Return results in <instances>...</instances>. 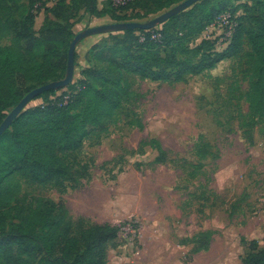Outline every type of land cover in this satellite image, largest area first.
I'll return each instance as SVG.
<instances>
[{"label": "rangeland", "instance_id": "rangeland-1", "mask_svg": "<svg viewBox=\"0 0 264 264\" xmlns=\"http://www.w3.org/2000/svg\"><path fill=\"white\" fill-rule=\"evenodd\" d=\"M44 1L50 7L55 3ZM182 1L146 15L140 0L120 12L109 8L101 16L83 9L72 20L71 38L95 26L148 22ZM224 3L241 16L243 4L252 0ZM6 4L14 18L22 19L30 0H5ZM35 11L39 30L45 8ZM123 35L124 31H111L81 40L74 82L88 67L87 53L94 44L113 43V36ZM229 35L230 29L217 25L197 42L211 37L222 51ZM13 40L12 34H5L0 44ZM35 50L43 53L42 40ZM255 60L246 41L237 55L180 82L124 75L130 96L123 97L106 130L90 131L80 150L63 153L71 176L42 185L19 172L12 184L26 196L63 201L72 218H83L85 224L121 226L109 247L108 264H242L249 242L264 246V117L250 115L248 100ZM70 90L69 85L57 94ZM43 103V98H36L26 109ZM151 139L160 141L166 162H155L158 150L144 144Z\"/></svg>", "mask_w": 264, "mask_h": 264}, {"label": "trees", "instance_id": "trees-1", "mask_svg": "<svg viewBox=\"0 0 264 264\" xmlns=\"http://www.w3.org/2000/svg\"><path fill=\"white\" fill-rule=\"evenodd\" d=\"M4 1L0 0V37L12 34L14 40L0 44V125L9 108L32 89L66 76L73 40L70 29L80 10L101 16L109 8L120 12L136 0L120 9L113 0H106L103 8L98 0H55L52 7L44 0H30L22 19L14 18ZM140 1L146 15L181 0ZM224 1L202 0L161 28L128 29L122 37L113 36V43L94 44L87 53L91 66L70 84V91L41 94L37 98L44 103L26 109L0 136V264H108L109 247L118 239L121 226L75 220L63 201L26 196L12 181L19 172L29 182L42 185L71 176L63 153L80 150L90 131L106 130L123 97L130 96L124 75L180 82L237 55L248 41L256 56L248 94L250 115L264 117V0L244 3L241 16ZM37 2L46 14L39 30L35 28ZM225 13L236 23L227 47L218 50L211 37L198 43L207 27ZM39 40L44 44L42 54L35 50ZM144 144L158 150L156 163L166 162L159 140ZM248 247L242 264H264V246L253 240Z\"/></svg>", "mask_w": 264, "mask_h": 264}, {"label": "water", "instance_id": "water-1", "mask_svg": "<svg viewBox=\"0 0 264 264\" xmlns=\"http://www.w3.org/2000/svg\"><path fill=\"white\" fill-rule=\"evenodd\" d=\"M202 0H183L179 4L173 6L169 10L163 12L162 14L156 16L148 22H140V21H128V22H119L113 24H106L95 26L86 29L85 31L79 32L75 35L73 40L71 41L69 48V59L67 66V74L64 78L59 80H54L43 84L41 86L35 87L29 93H27L20 102L10 111V113L6 116L2 124L0 125V136L3 135L7 129L11 128L14 120L19 117L27 108L28 104L36 99L41 94L50 91V90H60L64 87L69 86L74 81L75 75V53L78 43L86 38L87 36L111 32V31H125L128 29H151L156 27L157 25L163 24L167 22L172 17L188 10L194 4L200 2Z\"/></svg>", "mask_w": 264, "mask_h": 264}, {"label": "built area", "instance_id": "built-area-1", "mask_svg": "<svg viewBox=\"0 0 264 264\" xmlns=\"http://www.w3.org/2000/svg\"><path fill=\"white\" fill-rule=\"evenodd\" d=\"M133 1L134 0H113V4L115 7L120 9L121 7L128 5L129 3L133 2ZM217 25H219V26L225 25L228 29H230V35H229L230 36L229 40H230L232 38V34H233L234 28L236 26V23L232 19L231 14L226 13V14L221 15L219 17V19L214 24L207 27L206 31L212 27L217 26Z\"/></svg>", "mask_w": 264, "mask_h": 264}, {"label": "crops", "instance_id": "crops-1", "mask_svg": "<svg viewBox=\"0 0 264 264\" xmlns=\"http://www.w3.org/2000/svg\"><path fill=\"white\" fill-rule=\"evenodd\" d=\"M102 1H103V2H102ZM102 1L98 0V2H99V3H98V4H99V5H98L99 8H103V7H104V3H105L106 0H102ZM87 64H88L87 66H89V62H88ZM80 75H81V74H80Z\"/></svg>", "mask_w": 264, "mask_h": 264}]
</instances>
